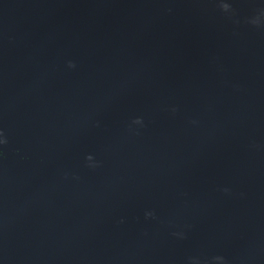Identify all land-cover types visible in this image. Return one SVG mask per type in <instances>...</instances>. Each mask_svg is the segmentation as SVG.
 Instances as JSON below:
<instances>
[{"label":"water","instance_id":"water-1","mask_svg":"<svg viewBox=\"0 0 264 264\" xmlns=\"http://www.w3.org/2000/svg\"><path fill=\"white\" fill-rule=\"evenodd\" d=\"M0 264H264V0H0Z\"/></svg>","mask_w":264,"mask_h":264},{"label":"clouds","instance_id":"clouds-1","mask_svg":"<svg viewBox=\"0 0 264 264\" xmlns=\"http://www.w3.org/2000/svg\"><path fill=\"white\" fill-rule=\"evenodd\" d=\"M0 155H2V153H0Z\"/></svg>","mask_w":264,"mask_h":264}]
</instances>
